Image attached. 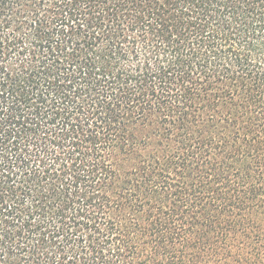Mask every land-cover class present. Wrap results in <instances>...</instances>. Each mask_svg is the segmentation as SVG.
Returning a JSON list of instances; mask_svg holds the SVG:
<instances>
[{
	"label": "trees",
	"instance_id": "obj_1",
	"mask_svg": "<svg viewBox=\"0 0 264 264\" xmlns=\"http://www.w3.org/2000/svg\"><path fill=\"white\" fill-rule=\"evenodd\" d=\"M0 264H264V0H0Z\"/></svg>",
	"mask_w": 264,
	"mask_h": 264
}]
</instances>
